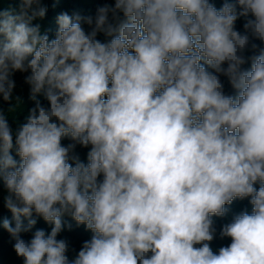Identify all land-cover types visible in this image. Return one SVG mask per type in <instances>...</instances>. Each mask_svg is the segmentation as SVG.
Returning a JSON list of instances; mask_svg holds the SVG:
<instances>
[{
  "label": "clouds",
  "instance_id": "1",
  "mask_svg": "<svg viewBox=\"0 0 264 264\" xmlns=\"http://www.w3.org/2000/svg\"><path fill=\"white\" fill-rule=\"evenodd\" d=\"M46 13L0 10L2 227L23 264H264V0H114L51 39ZM18 72L34 106L13 129ZM237 198L251 213L214 252ZM65 216L92 233L72 259Z\"/></svg>",
  "mask_w": 264,
  "mask_h": 264
},
{
  "label": "trees",
  "instance_id": "2",
  "mask_svg": "<svg viewBox=\"0 0 264 264\" xmlns=\"http://www.w3.org/2000/svg\"><path fill=\"white\" fill-rule=\"evenodd\" d=\"M217 8L221 7L224 0H211ZM113 4L114 0H42V4L47 7V13L44 18H37L33 21L34 24H39L41 26V31L48 34L49 38H54L58 24L57 17L59 14L67 12L69 15L74 13H79L82 16L95 15L96 9L103 4ZM20 0H0V10L13 8H19ZM243 19H239L236 22V29L243 31ZM87 27V26H85ZM99 39L103 40V35L98 36ZM261 48H264V43L256 41ZM251 54V53H246ZM245 67H250V64H246ZM26 74L16 73L14 79L16 81V88L14 90V95L21 97L23 106L18 108L17 111L13 114L15 119L9 117V123L13 129L17 126V121L23 122L24 116L26 115L28 109L34 106V101L29 99V86L24 83V76ZM222 82L225 85V91L228 94H235L234 90L231 89V86L228 84L227 78L221 77ZM38 99L43 104H47V101L44 100L43 96H38ZM2 103V101H0ZM5 110L8 108V104H3ZM71 141L65 138L62 143L65 145ZM88 148H83L77 146L76 152L79 154L81 160L87 163V152ZM13 155L15 153L13 152ZM18 159V157H17ZM258 187V185H257ZM3 185L0 182V264H23L22 258H19L14 249L13 243L10 235L2 227L3 218L12 219L11 213L4 208L3 206ZM226 213L222 217H213L214 225L217 229L216 238L211 242V247L214 252H218L219 248L222 246H227L230 244V238L221 239L219 236L220 229L224 224L230 223L233 219V216L239 214L240 212L247 211L251 213L252 206L248 199H235L230 205H226ZM65 227L63 231L58 235V239H66L69 243L70 251L68 253L69 258H74L75 254L78 253L84 241L91 238L92 233L86 229L84 225H77L74 220L69 216L64 217ZM71 225L69 229L68 225ZM51 225L46 223L42 218H37V224L35 225L33 231L36 229L45 230L46 234L51 231ZM24 239H30L31 233L22 234ZM74 250V251H73Z\"/></svg>",
  "mask_w": 264,
  "mask_h": 264
}]
</instances>
